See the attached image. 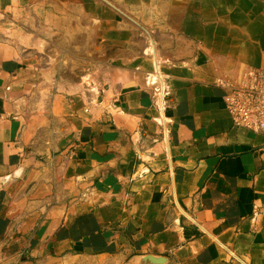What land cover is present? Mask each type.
<instances>
[{"label": "crops", "instance_id": "0c3cea01", "mask_svg": "<svg viewBox=\"0 0 264 264\" xmlns=\"http://www.w3.org/2000/svg\"><path fill=\"white\" fill-rule=\"evenodd\" d=\"M248 67L264 0H0V264H264V133L218 84ZM59 86L30 132L26 92Z\"/></svg>", "mask_w": 264, "mask_h": 264}, {"label": "rangeland", "instance_id": "374dc122", "mask_svg": "<svg viewBox=\"0 0 264 264\" xmlns=\"http://www.w3.org/2000/svg\"><path fill=\"white\" fill-rule=\"evenodd\" d=\"M58 88V90L50 92L48 90L35 91L36 89L26 92L27 101L25 102V105L27 108L24 112V116L27 122L29 121L30 132L51 129V123L53 122H48V117L49 120L50 118L52 119V112L50 110L52 109L53 103L51 102V97L54 96V93L61 92L60 90H62V87L59 86ZM82 91H84V98L87 101L91 100V103L93 102V104L97 102L95 99L98 92L92 93L91 91H88L87 87H85L84 90L81 89V92H79L80 95L82 94ZM56 127L58 128L59 125H56ZM61 130L62 129L58 130L60 135L59 141L64 140L67 133L65 130ZM55 153L57 152L53 151V154ZM141 257H122L116 256L114 253L106 255L101 253L72 252L67 256L53 257L45 255L37 260L30 259L28 262H18L16 264H140ZM12 264L14 263L12 262Z\"/></svg>", "mask_w": 264, "mask_h": 264}, {"label": "built area", "instance_id": "2783aa9c", "mask_svg": "<svg viewBox=\"0 0 264 264\" xmlns=\"http://www.w3.org/2000/svg\"><path fill=\"white\" fill-rule=\"evenodd\" d=\"M155 92L160 88L150 82ZM227 88L224 104L232 122L255 133H264V68L248 67L238 77L218 79Z\"/></svg>", "mask_w": 264, "mask_h": 264}, {"label": "water", "instance_id": "95a60500", "mask_svg": "<svg viewBox=\"0 0 264 264\" xmlns=\"http://www.w3.org/2000/svg\"><path fill=\"white\" fill-rule=\"evenodd\" d=\"M130 163L132 164V162ZM165 262V257L152 254H146L140 258V264H165Z\"/></svg>", "mask_w": 264, "mask_h": 264}, {"label": "bare ground", "instance_id": "6f19581e", "mask_svg": "<svg viewBox=\"0 0 264 264\" xmlns=\"http://www.w3.org/2000/svg\"><path fill=\"white\" fill-rule=\"evenodd\" d=\"M86 82V87L88 88V91H91L92 93H97L98 92V87L95 85V81L93 78H85L84 80Z\"/></svg>", "mask_w": 264, "mask_h": 264}, {"label": "trees", "instance_id": "16d2710c", "mask_svg": "<svg viewBox=\"0 0 264 264\" xmlns=\"http://www.w3.org/2000/svg\"><path fill=\"white\" fill-rule=\"evenodd\" d=\"M74 252V251H73ZM53 252H49L47 255H53ZM54 256V255H53ZM21 261H24V259H22Z\"/></svg>", "mask_w": 264, "mask_h": 264}]
</instances>
